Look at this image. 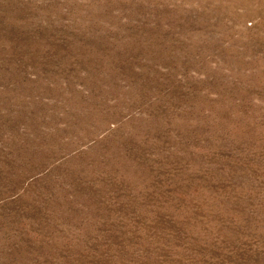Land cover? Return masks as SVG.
Wrapping results in <instances>:
<instances>
[{
	"label": "rangeland",
	"instance_id": "obj_1",
	"mask_svg": "<svg viewBox=\"0 0 264 264\" xmlns=\"http://www.w3.org/2000/svg\"><path fill=\"white\" fill-rule=\"evenodd\" d=\"M0 264H264V0H0Z\"/></svg>",
	"mask_w": 264,
	"mask_h": 264
}]
</instances>
